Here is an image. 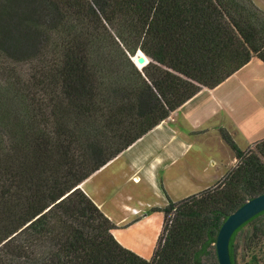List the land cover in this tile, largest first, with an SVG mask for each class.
<instances>
[{
  "label": "trees",
  "instance_id": "obj_1",
  "mask_svg": "<svg viewBox=\"0 0 264 264\" xmlns=\"http://www.w3.org/2000/svg\"><path fill=\"white\" fill-rule=\"evenodd\" d=\"M149 61L139 68L136 54ZM264 63V13L251 0H0V264H218L224 219L264 193V138L215 186L163 214L152 257L80 184L203 88ZM231 236L232 264L238 233ZM264 247V223L243 237ZM264 258V250H261Z\"/></svg>",
  "mask_w": 264,
  "mask_h": 264
},
{
  "label": "crops",
  "instance_id": "obj_2",
  "mask_svg": "<svg viewBox=\"0 0 264 264\" xmlns=\"http://www.w3.org/2000/svg\"><path fill=\"white\" fill-rule=\"evenodd\" d=\"M220 129L241 151L239 143L247 150L264 138V63L259 59L217 87L203 88L80 184L115 225L111 234L121 246L149 260L163 223V214L151 210L198 195L236 166Z\"/></svg>",
  "mask_w": 264,
  "mask_h": 264
},
{
  "label": "water",
  "instance_id": "obj_3",
  "mask_svg": "<svg viewBox=\"0 0 264 264\" xmlns=\"http://www.w3.org/2000/svg\"><path fill=\"white\" fill-rule=\"evenodd\" d=\"M135 57L134 63L138 68L149 61V58L141 51ZM262 212H264V193L247 200L224 219L214 243L218 264H232L229 255L231 236L239 227Z\"/></svg>",
  "mask_w": 264,
  "mask_h": 264
},
{
  "label": "rangeland",
  "instance_id": "obj_4",
  "mask_svg": "<svg viewBox=\"0 0 264 264\" xmlns=\"http://www.w3.org/2000/svg\"><path fill=\"white\" fill-rule=\"evenodd\" d=\"M252 3L254 4V6L256 8H258L260 11H262L264 13V0H251ZM232 82V81H231ZM219 116V115H218ZM218 116H216L213 119V122L217 121ZM213 134V133H212ZM220 135V132H219ZM221 136V135H220ZM210 139H212V135L209 134L208 136ZM223 140V139H222ZM225 143V142H224ZM226 144V143H225ZM240 148L242 149L243 152H245L246 150V146H244L242 143H239ZM264 223V214L261 215L260 217H258L256 220H254L253 222H251L250 224L245 225L241 231H239L238 233V260L240 263H248L251 261V256L252 255H256L258 254L260 256L261 259V263L260 264H264V258L262 257L263 254L261 253V250H264V247H259L260 244L256 245L255 247L251 248V250H243V237L245 235H247L248 233H250L252 231V227L255 224H262Z\"/></svg>",
  "mask_w": 264,
  "mask_h": 264
},
{
  "label": "bare ground",
  "instance_id": "obj_5",
  "mask_svg": "<svg viewBox=\"0 0 264 264\" xmlns=\"http://www.w3.org/2000/svg\"><path fill=\"white\" fill-rule=\"evenodd\" d=\"M134 58H135V60H136V57H134ZM135 60H134V61H135Z\"/></svg>",
  "mask_w": 264,
  "mask_h": 264
}]
</instances>
